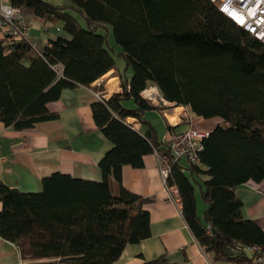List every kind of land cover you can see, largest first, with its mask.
Returning <instances> with one entry per match:
<instances>
[{
    "label": "trees",
    "instance_id": "obj_1",
    "mask_svg": "<svg viewBox=\"0 0 264 264\" xmlns=\"http://www.w3.org/2000/svg\"><path fill=\"white\" fill-rule=\"evenodd\" d=\"M8 1L46 23H61L68 37L42 45L39 54L29 42L0 39V119L6 127L30 129L57 118L48 105L63 89L90 86L112 69L122 88L92 105L97 126L112 143L99 162L101 180L53 173L39 192L0 180V237L17 247L24 264H117L128 244L151 235L144 207L150 199L123 185L122 170L140 168L145 155L166 150L145 118L149 110L165 108L142 97L152 86L197 116L221 118L203 140L198 161L175 162L167 179L194 237L215 262H252L254 246L264 252V229L244 218L236 194L249 180L264 181L263 42L211 0ZM128 117L142 130L126 123ZM191 177L200 184L203 217ZM142 264L169 260L164 254Z\"/></svg>",
    "mask_w": 264,
    "mask_h": 264
},
{
    "label": "crops",
    "instance_id": "obj_2",
    "mask_svg": "<svg viewBox=\"0 0 264 264\" xmlns=\"http://www.w3.org/2000/svg\"><path fill=\"white\" fill-rule=\"evenodd\" d=\"M62 26L61 23L51 25L37 17L30 32L36 41L44 45L60 36L68 37ZM113 72H117L116 69L90 86L63 89L60 98L48 105L50 111L58 115L55 119L39 122L33 128L24 130L6 127L0 119V180L22 192L41 191L42 179L53 173L101 180L99 162L112 148V143L97 126L92 105L100 101L95 94L97 92H107L106 99L120 92L118 72L111 76L113 78H108ZM113 79L115 82L112 84ZM167 102L168 107L151 109L145 114V118L157 128L161 141H165L170 132H182L190 127L211 132L221 121L219 117L206 119L192 111V118L187 119L182 116L186 106ZM127 106L133 107L134 104L128 102ZM158 114L164 121L158 119ZM168 126L174 127L173 130H169ZM143 160L144 165L140 168L125 165L122 181L128 190L150 199L144 207L150 214L151 235L138 243L128 244L117 264H142L164 254L169 264H205L207 258L213 260L191 232L182 214L181 200L169 197L155 153L145 155ZM236 194L243 203L244 218L256 221L264 229V181L249 180L236 189ZM196 197L198 214L203 217L205 207L198 195ZM1 244L12 246L19 253L14 244L0 237Z\"/></svg>",
    "mask_w": 264,
    "mask_h": 264
},
{
    "label": "built area",
    "instance_id": "obj_3",
    "mask_svg": "<svg viewBox=\"0 0 264 264\" xmlns=\"http://www.w3.org/2000/svg\"><path fill=\"white\" fill-rule=\"evenodd\" d=\"M218 4L219 9L238 26L244 28L254 37L264 43V0H211ZM35 14L23 12L19 7L12 5L8 0H0V36L9 42H29L39 54L42 45L31 35V28ZM57 30L61 28L57 27ZM122 91L121 87H118ZM99 100H106L107 92L95 93ZM143 98L153 105L168 107V102L161 96L155 86L146 88L141 92ZM193 113L186 106L182 116L191 119ZM168 118V117H167ZM169 119V118H168ZM126 123L135 130H140V123L134 117L126 118ZM208 131L190 127L182 132H170L165 139L166 150H155L159 170L163 179L164 187L169 197L175 201L180 200L178 190L167 184L168 176L175 162L186 158L190 162H197L198 155L203 149V140L209 136ZM208 233L211 227L208 226ZM251 251L256 254L252 262L228 260L223 264H264V252L260 253L261 247L254 246ZM20 264H24L23 262ZM205 264H216L211 258H207Z\"/></svg>",
    "mask_w": 264,
    "mask_h": 264
},
{
    "label": "rangeland",
    "instance_id": "obj_4",
    "mask_svg": "<svg viewBox=\"0 0 264 264\" xmlns=\"http://www.w3.org/2000/svg\"><path fill=\"white\" fill-rule=\"evenodd\" d=\"M46 1H49V2H52L54 4H70V0H46ZM80 19V18H79ZM81 20V19H80ZM82 21V20H81ZM109 40L112 42V45L116 43V39H115V36H114V33H113V30L111 28L110 30V33H109ZM116 45V44H115ZM115 59H116V64L120 67H123V63L122 61L117 57L115 56ZM132 72V71H130ZM114 74L117 75V72H113L110 76H108V78H113L111 76H114ZM119 79V78H118ZM115 82V79H113V81H111V83L113 84ZM121 87V86H120ZM128 103V102H125V104ZM127 108H130V107H127ZM159 115V114H158ZM158 119L159 120H162L163 118H161V116L159 115L158 116ZM213 119V118H212ZM195 120V119H194ZM164 121V119H163ZM196 121V120H195ZM181 162L185 165H188L190 164L189 161L184 157L181 159ZM190 173V172H188ZM190 176V174H189ZM199 179V178H198ZM203 181V179H201ZM191 181L196 185V193L198 195V198L201 200V203L204 207H206L205 205V202L200 194V184L197 183V182H194V180L192 179L191 177ZM202 183V182H201ZM203 201V202H202ZM204 210V209H203ZM203 213V212H202ZM202 216V215H201ZM0 254H2L0 256V264H20V262H23L21 257H20V254L16 251V249L12 246H8V245H0ZM27 264V263H26ZM29 264V263H28Z\"/></svg>",
    "mask_w": 264,
    "mask_h": 264
},
{
    "label": "bare ground",
    "instance_id": "obj_5",
    "mask_svg": "<svg viewBox=\"0 0 264 264\" xmlns=\"http://www.w3.org/2000/svg\"><path fill=\"white\" fill-rule=\"evenodd\" d=\"M172 119H174L175 117L174 116H171Z\"/></svg>",
    "mask_w": 264,
    "mask_h": 264
}]
</instances>
